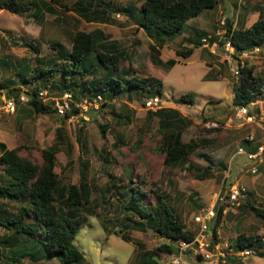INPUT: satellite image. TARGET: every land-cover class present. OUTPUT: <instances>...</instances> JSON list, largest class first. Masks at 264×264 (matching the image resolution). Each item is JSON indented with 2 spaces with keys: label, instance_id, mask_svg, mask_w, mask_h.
Listing matches in <instances>:
<instances>
[{
  "label": "rangeland",
  "instance_id": "374dc122",
  "mask_svg": "<svg viewBox=\"0 0 264 264\" xmlns=\"http://www.w3.org/2000/svg\"><path fill=\"white\" fill-rule=\"evenodd\" d=\"M61 1L66 3V7H58L56 14H44L40 23L27 14L17 15L0 9V80H15L19 85L20 76L27 75L35 66L32 61L34 52L23 46L22 42L35 45L39 55L46 58L53 55L49 45L51 41H57L65 49H69L73 32H88L99 28L124 52L117 71H126L125 78L134 75L158 79L160 86L156 106L174 109L183 116L184 122L189 124L184 126L181 121L177 122L180 141L196 143L188 156V168L165 165L164 154L158 147L161 137L156 133L157 120L146 114V109L149 108L144 101L150 96L140 95L138 92H123L111 102H106V105H101L102 101L92 103L82 99L78 104L80 112L65 119L55 112H19V108L26 107L24 102L16 104L12 113H6L2 108L5 92L0 90V142L6 148L28 145L31 156L39 160L41 149L53 145L54 172L60 183L77 184L82 161L87 164L86 183L90 195L85 207L88 206L89 211L81 207L80 214L85 215L86 220L76 232L72 243L82 253V260L73 264H136L139 255H145L164 241L156 237L149 228L140 232L121 226L124 223L122 203L129 195V187L141 192L144 203L153 204L157 194H164L165 201L178 216L184 229L194 236L199 231V225L193 217L203 215L201 210L204 208L215 211L220 204L216 199L217 195L226 192L234 183L244 185L247 194L244 198L252 205H262L264 161L257 165L255 173H250L245 154L236 153L238 148L244 149L241 141L249 140V136H252L250 143L253 144L254 140L261 138V132L255 123L243 124L235 115L231 95L232 84L237 79L228 69L224 52L219 46L213 47L211 51L210 44L193 48L187 57L177 55L175 51L191 46L194 30H203L213 36L220 17L229 18L231 27L239 24L249 26L259 14H264V0H239V4L238 0H218L215 7L188 19L181 34L172 40H166L159 48L158 57L163 62L169 58L175 60L168 68L151 62L150 40L123 13L111 12L106 22L86 21L72 8L75 0ZM109 1L117 7L125 6L130 1L137 6L140 4L139 0ZM96 7L91 1L88 10ZM229 61L232 66L237 62H246L253 67L255 75L262 77L264 81V46L253 49L240 58L238 56V60L231 58ZM54 77L59 78L58 75ZM22 86L24 88L20 86V89L25 90L32 85ZM187 92L193 93V104L173 101ZM48 95L57 97L59 94L52 92ZM48 100L50 98L44 102ZM253 103L254 113L264 123V98ZM117 113L121 115L120 118H116ZM203 117H210L207 120L217 123L221 121L222 124L205 127L207 120H203ZM81 124L82 128L79 130ZM98 125L107 126L103 137ZM99 154L107 158L104 169L101 168ZM201 155L212 162L211 173L197 178L199 167L207 163ZM242 199H239L238 206L222 214L216 227L215 239L220 243L230 244L238 233L264 237V219L254 216L244 206L246 200ZM90 210L91 215L88 214ZM210 225L207 222V235L211 232ZM120 231L128 235L131 241L120 239ZM2 232L0 227V235ZM20 244L24 245L25 240L21 239ZM5 250L0 249V264L8 260ZM263 250L264 246L260 251ZM184 254L189 264L216 262L214 258L198 259L191 250ZM152 258L156 260L160 256L154 255ZM227 259L223 264H264V251L261 254L252 252L237 260ZM54 263V260L32 262L22 258L17 264Z\"/></svg>",
  "mask_w": 264,
  "mask_h": 264
},
{
  "label": "trees",
  "instance_id": "16d2710c",
  "mask_svg": "<svg viewBox=\"0 0 264 264\" xmlns=\"http://www.w3.org/2000/svg\"><path fill=\"white\" fill-rule=\"evenodd\" d=\"M91 1L97 7L88 10ZM139 1L138 6L130 1L125 6L117 7L109 0H75L72 2V8L78 12L79 17L96 22L108 21L111 12L123 13L150 40L151 62L156 66L168 68L175 60L169 58L163 62L158 57L159 48L166 40H172L181 34L188 19L196 17L203 10L215 7L218 2V0ZM65 4L61 0H0V9L17 15L27 14L40 23L45 13L56 14L58 7H66ZM223 27L224 36L229 37L228 40L235 51L232 58L236 60L241 52H250L254 48L264 46V14H259L247 27L241 24L231 27L230 19L226 18ZM205 35L207 34L203 30H194L191 46L176 50L175 54L187 57L193 48L202 45L200 39ZM216 39L217 37L210 35L207 42L211 44ZM218 41L221 43L222 40ZM21 44L34 52L32 61L35 62V66L27 75L20 76L19 85L15 80H0V90L5 92V96L13 97L15 105L20 103L18 99L20 94L25 96L26 107L19 108V112L26 114L55 112L54 101L49 95H46L50 98L47 102L41 101L38 96V92L43 88L47 90V94L52 92L59 94L57 96L63 92L69 94V109L62 115L65 119L80 111L78 104L82 99L91 101L96 95L101 97V105H106V102H111L123 92H138L140 95L150 96L148 98L158 94L160 86L158 79L134 75L125 78L126 71L121 73L117 71L118 62L124 52L99 28H93L88 32L80 30L73 32L69 49H65L57 41H51L49 45L53 55L46 58L39 55L37 47L30 42L24 41ZM56 75L59 76L58 79H55ZM28 84L32 85L29 89H20V86ZM153 87L155 89H152ZM259 98H264V81L262 77L255 75L252 66L244 62L240 64L239 76L232 84L231 105L233 107L247 105ZM173 101L191 105L194 102V95L187 92ZM146 114L157 120L156 133L161 137L158 147L164 154L163 163L188 168L190 166L188 156L196 143L180 141L177 122L181 121L184 126L189 123L184 122V117L170 108L147 109ZM115 116L121 117L119 113ZM207 119L210 117H203V120ZM218 123L222 124L221 121ZM80 128L82 124L79 130ZM98 128L103 137L107 126L98 125ZM242 143L245 151H253L258 141L251 144L250 140H243ZM30 151L28 145L6 148L0 142V227L3 230L0 235V249L8 248L6 255L9 264H17L22 258L32 262L54 260V264L79 263L82 260V253L73 245L72 240L86 220L85 215L80 214L81 207L87 210L89 208L85 207L89 203L90 195L86 183L87 164L82 161L77 184L60 183L54 172L55 147L49 145L41 149L39 160L33 158ZM98 156L101 158V168L104 169L108 162L107 158L101 154ZM201 156L207 163L199 167L197 178L211 173L212 162L205 155ZM128 189L129 195L122 203L124 223L121 226L125 229L134 228L140 232L149 228L156 237L164 239L146 253L150 257L147 264H157L152 259L157 252L173 253L176 251L173 245L177 241L190 242L194 238V234L184 229L178 216L165 201L164 194H157L155 202L150 204L143 202L140 191L133 187ZM244 206H247L254 216L264 219V200L259 207H255L248 200ZM221 209V204L216 206V213L209 222L213 238L216 237V227L222 216ZM88 214L91 215L92 210ZM120 232L118 234L120 239L131 241L128 235ZM261 238L256 234L238 233L229 245L234 249L253 248L255 250L253 252L261 254L264 251H260L264 246ZM21 239L25 240L24 245L20 244ZM132 242L135 244V241ZM196 257L200 259L199 255ZM7 262L1 264H8Z\"/></svg>",
  "mask_w": 264,
  "mask_h": 264
},
{
  "label": "built area",
  "instance_id": "2783aa9c",
  "mask_svg": "<svg viewBox=\"0 0 264 264\" xmlns=\"http://www.w3.org/2000/svg\"><path fill=\"white\" fill-rule=\"evenodd\" d=\"M238 0V4H239ZM224 17H220L217 20V28L214 30L213 35L217 37L215 41L210 44V48L219 46L222 51L224 52V57L229 65L228 69L232 73V75L237 79L239 76V67L240 63L237 62L234 66H232L231 61H229L233 54L235 53L232 44L228 40V36H224ZM210 34L205 35L200 40L203 45H207V39L209 38ZM222 40L221 43L218 40ZM220 43V44H219ZM257 49V48H254ZM211 50V51H212ZM247 52H241L238 56H245ZM47 90L45 88L41 89L38 92V96L40 97L41 101L47 99ZM54 101L53 107L55 109L56 114L63 115L66 110L69 109V94L66 92L61 93L60 96L51 97ZM19 102H24L26 100L23 94L19 95ZM101 97L96 95L91 101L92 103H96L100 101ZM156 97L151 99H147L144 101V104L151 110L156 108ZM80 104V103H79ZM254 103L250 102L247 105H239L234 107L235 115L242 120L243 124H250L255 123L261 132V138L258 140H254L253 142L258 141L255 149L253 151H245L242 148L237 149V154L244 153L246 159L249 161V172L255 173L256 167L258 164L264 161V123H261L260 117H258L254 113ZM2 108L6 113H12L15 109V101L14 98L11 96H4L2 97ZM80 112V111H79ZM72 117V116H71ZM205 127H217L218 123L215 121H205ZM249 140H252V136H249ZM246 188L244 185L239 183H234L230 185L226 192L221 195H217L216 199L222 204L221 213L224 214L227 211L232 210L239 204V199L245 197ZM220 194V193H218ZM201 212H204L203 215L194 216L193 220L198 223L199 231L196 236L190 242H184L182 240L177 241L178 251L181 252L186 248L192 250V252L196 255H199L203 260H209L214 258L216 262L223 263L226 258L228 257H244L248 256L252 253V249L242 248V249H234L227 243H220L219 241L215 240L211 234L207 235V221L212 219L214 216V211L212 208L209 209H202ZM264 241V238H262Z\"/></svg>",
  "mask_w": 264,
  "mask_h": 264
},
{
  "label": "crops",
  "instance_id": "0c3cea01",
  "mask_svg": "<svg viewBox=\"0 0 264 264\" xmlns=\"http://www.w3.org/2000/svg\"><path fill=\"white\" fill-rule=\"evenodd\" d=\"M47 14V13H45ZM175 247V245H173ZM151 251V250H149ZM187 251V249H186ZM148 252V251H147ZM185 252L178 254L176 251L172 253H162L160 254L157 252V255L160 256V259L156 258L157 264H189L186 258L184 257ZM155 255V257L157 256ZM153 259V258H152ZM150 260V257L145 253V255H139L138 259L136 260V264H147ZM227 260L232 261V258H228Z\"/></svg>",
  "mask_w": 264,
  "mask_h": 264
},
{
  "label": "clouds",
  "instance_id": "9594fccd",
  "mask_svg": "<svg viewBox=\"0 0 264 264\" xmlns=\"http://www.w3.org/2000/svg\"><path fill=\"white\" fill-rule=\"evenodd\" d=\"M202 45H203V44H202ZM212 51H213V50H212ZM154 97L158 98L159 95L157 94V95L154 96ZM152 98H153V97H152ZM92 99H93V98H92ZM147 99H151V98H147ZM147 99H146V100H147ZM100 100H101V99H100ZM157 101H158V99H157ZM159 102H160V99H159ZM142 104H143V103H142ZM157 107H158V106H156V108H157ZM234 107H235V106H234ZM146 110H147V109H146ZM61 116H62V115H61ZM207 121H212V120H207ZM215 122H216V121H215ZM245 194H246V192H245ZM245 196H246V195H245ZM237 206H238V205H237ZM215 211H216V210H215ZM215 211H214V213H216ZM225 213H226V212H225ZM225 213H224V214H225ZM221 214H222V213H221ZM214 215H215V214H214ZM212 218H213V217H212ZM211 220H212V219H210V220L207 221L208 224H209V222H211ZM206 225H207V223H206ZM210 234H211V232H210ZM194 237H195V236H194ZM262 238H264V237H262ZM262 238H261V239H262ZM214 239H216V237H215ZM262 241H263V240H262ZM263 242H264V241H263ZM176 243H177V242H176ZM175 247H176V248H175V249H176V252H177L178 254L185 252L186 249H187V250H191V249H189V248H186L185 250L179 252V251H178L177 244H175ZM191 251H192V250H191ZM252 251H253V250H252ZM192 253H193V252H192ZM172 254H173V253H172ZM193 254H194V253H193ZM195 255H196V254H195ZM199 257H200V256H199ZM228 258H230V257H228ZM231 258H235V257H231ZM200 259H201V258H200ZM201 260H203V259H201ZM215 263H217V262H215Z\"/></svg>",
  "mask_w": 264,
  "mask_h": 264
}]
</instances>
